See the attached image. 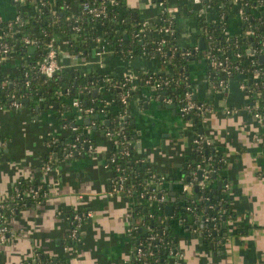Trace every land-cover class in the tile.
Returning a JSON list of instances; mask_svg holds the SVG:
<instances>
[{
	"label": "crops",
	"instance_id": "1",
	"mask_svg": "<svg viewBox=\"0 0 264 264\" xmlns=\"http://www.w3.org/2000/svg\"><path fill=\"white\" fill-rule=\"evenodd\" d=\"M157 1L124 0V9H132L141 21L154 19L161 10ZM77 5L71 0V6ZM169 5L174 7L176 42L181 47L198 44L200 17L207 20L219 17V10L208 4L205 13L200 15L199 9L204 4L195 0H169ZM21 9L22 4L13 0H0L3 20L12 19ZM252 13L257 14L258 8ZM240 23V16L230 12L226 33L240 32ZM55 35L62 40L60 32ZM20 58H8L0 71L4 75L16 73ZM71 58L67 53L62 58L65 70H76L83 75L107 74L114 78L132 75L134 91L126 112L118 116L116 103L111 102L109 114H113L115 120L121 118L124 128L132 134L135 158L142 160L135 162L137 178L143 180L148 176L149 182L166 188L167 195L173 191L178 199L183 194L194 198V188L182 191V182H186V176L193 171L194 161L204 158L198 154L191 159L196 150L193 129L184 118L181 120L175 101H171L174 107L168 106L171 102L164 101L143 81L146 74H159L164 70L160 59L141 54L122 59L111 49L101 57H96L92 51L77 60ZM205 67L202 58L190 64L196 96L212 106L200 128L211 142L209 149L225 159L220 178H214L210 190L217 187L218 180L226 179L225 195L230 198L228 210L232 213L225 221V230L219 234L217 229V242L211 241L208 245L203 243L199 229L180 231L177 222L169 223L168 226L173 224L171 234L175 235L180 251L175 264H264V123L246 106L245 93L239 86L240 76L230 78L225 88H214L206 78ZM93 89V96H100V90ZM25 99L29 104L31 100L25 97L24 103ZM28 104L0 107V135L4 140L0 149V200L11 193L20 178L40 180L47 196L5 218L10 231L6 240L0 242V264H20L31 258L35 250L40 255L62 259L64 264H126L132 249L127 225L135 220L137 228L144 227L142 219L146 209L160 210L162 215L165 210L158 202L147 208V202H141L137 195L109 193L114 166L105 167L104 158L114 150V145L103 129L114 119L93 113L86 121L91 115L78 112L69 103L58 104V108L56 104L57 107H47L36 102L32 110ZM95 114L99 117H94ZM58 115L76 124L78 130L89 137L91 150L86 149L84 143L82 150L65 160L60 147L49 145L50 134L60 138L71 134L62 127ZM105 119H109L107 125ZM48 157L53 167L44 170L42 164ZM160 176L167 180L158 183ZM170 197L173 195H168V200ZM74 211L90 212L84 216L77 239L68 236L67 212Z\"/></svg>",
	"mask_w": 264,
	"mask_h": 264
},
{
	"label": "built area",
	"instance_id": "2",
	"mask_svg": "<svg viewBox=\"0 0 264 264\" xmlns=\"http://www.w3.org/2000/svg\"><path fill=\"white\" fill-rule=\"evenodd\" d=\"M15 2H20L19 4H25L28 1L27 0H13ZM34 2H37V5L39 6L40 1L39 0H33ZM197 2H202L204 6L199 9L200 15L205 13L208 0H195ZM264 1V0H262ZM42 2V1H41ZM116 2L115 0H99L98 2L95 0H84L79 4V8L81 9V12L84 14H87L91 18H101L105 17L108 12V5L110 6ZM159 6L161 7V10L159 14L153 19H146L142 20L140 22V27L138 31L136 32V36L139 38V44H138V54L144 55V56H156L160 59V56L166 57L165 50H163V44L168 41V36L175 35L176 37V23L175 19L172 15V11L174 10V7H171L169 4L168 6L165 5L164 0H158L157 1ZM235 4V8L232 10L233 12H236L237 15L240 16V19L245 18V14L243 11V5L242 3L237 2V0H233ZM36 5V7H37ZM209 5V4H208ZM205 7V8H204ZM215 9L219 10V6H214ZM259 7V6H257ZM164 10H167V12L170 13V17L165 19L162 18V12ZM232 11H229L232 12ZM220 15V14H219ZM257 19L262 22L264 21V10H261L259 13L255 14ZM200 19L207 20L206 18L200 17ZM6 21L2 30L0 31V64L8 57H10L9 51L11 49V46L9 45V42L5 39L7 35L10 36H16L17 40L25 44L26 46L35 48L39 45L40 39L37 37L36 32L32 29V32L35 34H32L29 31V33L26 34H20L21 30L20 28L23 25V21L21 20V16L19 13L15 14L14 17L10 20H3V18L0 16V22ZM77 21V19H75ZM259 22V23H260ZM74 28H77L76 25H74ZM97 29V26H95ZM202 31V29L200 28ZM200 31V32H201ZM45 32V31H44ZM57 32V31H56ZM245 32L247 33H253V28H246ZM63 37L62 40L57 39L55 32L52 35H48L46 42L44 43V46L41 48V51L39 53V57L36 58V60L30 64L29 69L25 71V75L33 74L34 75H42L46 79H53L57 74H59L60 71L65 70L63 67V61L62 58L68 54V56H71V59L77 60L81 58V56L88 53V55L93 53L96 55V57H101L104 52L109 51L110 49L115 53V50L111 47L108 40L103 36L102 34L98 35L94 43L92 44V47L90 51L83 50L81 48H76L74 52L69 51L66 47V35L63 32H60ZM239 33V32H238ZM45 34V33H44ZM146 38H154L151 39L152 41H155V51L151 52L149 51L146 46H144V42ZM157 41V42H156ZM177 44V42H176ZM178 45V44H177ZM261 49L264 47V38L260 42ZM179 46V45H178ZM63 47L66 48L63 49ZM181 47V46H180ZM171 50H174L173 47H168ZM183 50H185L186 54H191L192 50H189L187 46L182 47ZM153 49V50H154ZM131 50V49H129ZM193 50L198 51L199 46L198 44H195L193 47ZM116 54V53H115ZM256 54H263L262 50L255 48H252L251 46H247V54L246 57L241 59V53L235 52L233 57L235 59H238L239 62H242L243 64H246L249 66L248 71L244 69L243 67L240 68V63L234 64V67L236 69H239L236 76H240L239 79V86L242 88V90L245 93L246 96V106L253 112V114L264 123V90L257 89L258 87V79L261 76H264V59L261 62L259 57L258 60L256 59ZM117 55V54H116ZM264 55V54H263ZM120 57V55H117ZM135 55H132L131 57L127 58L130 59L134 57ZM122 58V57H120ZM204 59V57H199ZM197 58V59H199ZM230 56L225 55L223 59L221 58H215L212 57L210 64L212 68L219 69L222 73V77L218 79V81L214 84L212 80L208 81L210 82V85L214 88H225L229 79L233 77H224L226 74H228L231 70L229 63L227 61L229 60ZM264 58V57H263ZM125 59V58H122ZM241 59V60H240ZM164 60V59H162ZM162 60L160 59V62L162 63ZM206 63V61L204 60ZM31 70V71H30ZM154 73V72H153ZM153 73H148L143 78V81L145 84H147L151 91L155 92L157 95H161L164 101L171 102L175 101L178 104V108L180 111L181 116L185 119V121L190 125V116L196 115L199 116L201 119V122L203 124V121L205 120L207 113L212 111V106L209 104L206 100L198 101L195 100V95L192 94L191 91H185L182 96H173L174 93V85L172 84V79L160 78V73L158 76L154 77ZM94 74V73H93ZM96 74V73H95ZM100 79H96L94 81H91L92 85L90 86H83V89L79 92L80 95H75L70 99L69 104L73 106L78 112L83 114L91 115L93 113H103L104 115H109V111L111 108V102H115V98L119 100L120 103L124 105L122 112L118 111V116H122L126 111L127 105L132 99L133 91H134V83H133V77L129 74H123L120 77L114 78L112 76H109L107 74H100ZM6 82H11L7 78L3 79L1 81V85H4ZM25 85H29L28 81L25 82ZM192 87L194 88L193 82ZM252 87H255L256 89H252ZM93 88H97L100 90V96L98 97H91L90 102H88L87 99V89L88 91H92ZM168 88V91L166 90ZM116 91V94L114 93ZM162 92V93H161ZM169 92V93H168ZM83 94V95H82ZM13 97L14 94H11ZM28 99L33 98V95L31 93H25L24 95ZM86 98H84V97ZM131 97V98H130ZM43 99L44 98H38L37 103H41L43 105ZM86 101V105L83 103V101ZM11 107H20L23 106L22 102L19 99H13L10 103ZM47 106V105H46ZM52 105H48L47 107H51ZM231 111V110H227ZM234 111V109H233ZM117 116V117H118ZM189 117V118H187ZM118 126L117 127H105L103 129V132L106 136L112 140V145H114V150L110 152L108 155H105L104 158V166L105 167H113V175L110 179V188L109 193H119V192H125L126 194L131 196V193H133V187L132 184H134L135 178H137L136 171L131 170L130 171V178H133L134 181H132V184L128 183V174L125 172L124 168L119 165L118 162H116V154H128L129 151L127 149H120V144L122 141L119 139L120 134H124V123L121 121V118L117 119ZM62 127L66 130L70 131V135L66 136V139H68V142H62L57 143L58 139L60 138L56 134H50L48 139L49 145H57L60 147V153L63 159L66 160V158H70L74 155V153L79 152L82 150V144H87L86 149L91 150L92 144L90 143V139L87 135L82 136V132L78 130L76 124H71V122H65L62 124ZM202 127V125L200 126ZM199 127V129H200ZM192 128V127H191ZM199 129L193 128L194 136H193V143L195 144L196 150L199 152L198 154L203 155V159H211V156H204L206 148L209 146L210 140L203 134V132H200ZM130 141V140H129ZM4 140L2 136L0 135V149L3 144ZM81 144V148L79 149V145ZM223 162L225 161L224 158H222ZM135 162L138 163V161H142L140 158H135ZM53 167V161L50 157L44 160L42 164V168L44 170H50ZM111 167V168H112ZM198 169L201 170V178H198ZM212 167H202L199 163L195 165L193 168V171L188 176V179L185 180L186 182H182V191L186 192L189 188H193L195 185L198 187V191L196 192V196L194 198H186L188 202H185L184 209L185 211L190 212L189 214L193 215V221L188 222L186 225L188 230H197L199 229L198 233H201L204 238L211 237L209 240L210 242H217L216 234L214 235L213 232L217 231L219 229L220 223L223 222V209L218 211V213H211L209 211L204 210L205 200L209 199L208 195H203V193H207L210 191V187L214 185V178H211L212 175ZM140 179V178H139ZM146 179V181H144ZM142 181V190L137 195V198L141 200V202H147V208H150L151 205L156 204L159 201H162L164 198H166V188L162 186L159 187L154 182H149L148 176L140 179ZM165 176H160L158 178V183H162L166 181ZM221 198L225 197V190L228 187V182L226 179H221ZM144 181V182H143ZM138 182V181H136ZM19 181L17 180L14 183L13 190L9 195L4 197L2 200H0V242H4L8 236V233L10 231L7 223L5 222V218L9 216L10 214H13L15 210V203L16 198L25 200H32L35 203H39L40 196L44 195L47 196L46 190L41 194L40 188L42 186V183H38L37 185H29L25 189H20L19 187ZM146 183V184H145ZM150 184L149 187L147 185ZM163 185V184H162ZM191 190V189H189ZM161 192V195L157 197V193ZM12 201V203H10ZM220 206V205H219ZM218 206V207H219ZM90 212H80V211H74L71 215H67L70 223V231H69V237L71 239H77L78 237V230L83 224V219L85 215H89ZM146 214L148 217L153 216V211L150 209H146ZM168 216L166 214H163L162 219H166ZM185 220V218H184ZM142 223L144 225L145 219L143 217ZM206 223H210V226H204ZM137 228L136 223H130L127 225L126 231H128V234L131 235V233ZM141 230V228H139ZM166 229V226H165ZM165 233V230H161L160 232L155 233H147L146 238L149 239V244L151 241L157 239L158 243H164L163 234ZM217 233V232H216ZM146 234V233H145ZM213 237H215L213 239ZM154 245L157 243L153 242ZM165 245V244H164ZM177 245V244H176ZM174 244H169V246H166L167 250L165 253H167V256L163 262H160V264H175L177 261V258L180 255V251L177 248V246ZM153 255V250L147 249L146 246L142 245V242H138L134 246H132L131 249V257L126 262V264H153L148 258ZM45 260V261H44ZM51 260V258L43 259L42 255L39 254L38 251H34L31 258L28 260L22 261L20 264H49L48 261ZM158 263V262H157ZM53 264H59L58 262H53Z\"/></svg>",
	"mask_w": 264,
	"mask_h": 264
},
{
	"label": "trees",
	"instance_id": "3",
	"mask_svg": "<svg viewBox=\"0 0 264 264\" xmlns=\"http://www.w3.org/2000/svg\"><path fill=\"white\" fill-rule=\"evenodd\" d=\"M27 1V3L22 4L21 12H19L21 20L23 21V25L20 28V34H26L30 31L32 36V34H35L32 32L33 29L36 32L37 37L40 39V43L35 48V50L33 49L30 51L28 49L29 46H26L22 42L18 41L16 36L7 35L5 37L11 46L9 51L10 57H21V60H19L16 73L4 75L0 71V107H9L12 98L19 99L22 102V105H25V103L22 101L25 98L24 95L25 93H31L33 98L30 99L31 101H29V104L27 103L30 110L34 108L38 98L40 97L44 98L43 105L48 106L51 104V107H55L57 105L59 108L58 104H68L72 97L75 95H80L79 92L83 89V86H91V81L100 79L98 74L94 73L83 75L78 73L76 70H62L53 79H46L42 75H25V71L29 69L30 64H32L36 58L39 57V53L46 42L47 36L52 35L56 31L65 33L67 40L66 47L72 52H74L76 48L90 51L97 36L102 34L108 40L111 47L115 50V53L120 55V57L127 59L132 55L138 54L139 38L135 34L140 27L141 19L139 15L132 9H124V0H115L116 2L110 6L108 5V14L101 18H91L87 14L81 12L79 4L84 0H75L78 4L75 7L71 6V0H39V6L37 5V2H34L33 0ZM95 1L98 2L99 0ZM237 2L242 3L245 14V18L242 19L240 23L241 30L239 33L235 32L232 34H227L225 31L227 20L230 14L229 11H232L236 7L233 0H208L207 3L209 5L219 6L220 15L217 20H199V25L202 29L199 36L203 38L202 48H199L198 51H195L193 50L194 45L187 46V48L192 50V52L191 54H186L185 50L176 44L175 35L168 36V41L162 45L163 50H165L166 57L162 55L160 56L161 60L164 59L162 60V64L165 66L164 70H162L160 73V78H173L172 84L174 85L175 89L174 93L172 94L173 96L180 97L185 91H191L192 94L195 95V100H203L196 96L197 94L192 87V75L190 73V64L199 57H204V60L206 61L205 75L215 84L223 75L219 69L212 68L210 64L212 57L223 59L225 55L230 56L227 63H229L231 70L224 76L227 78L234 77L239 71V69L234 67V64H238L239 62L238 59L233 57L235 52L241 53L242 60L244 57H246L245 55L247 54V46H251L252 48L256 47L257 49L262 50L264 54V47L261 49L260 45L261 40L264 38V21L260 22L256 15H253L252 13L256 8L259 9V13L261 10H264V1L237 0ZM164 3L166 6H168L169 0H164ZM30 11L32 12L30 13ZM169 17L170 13L167 12V10H164L162 12V18L167 19ZM75 19H77V21H75ZM5 22L6 21L0 22V31L2 30L1 26L3 27ZM74 25H76L77 28H74ZM95 26H97V29ZM246 28H253L254 32L247 33L245 32ZM151 39L154 38H146L143 44L149 51L154 52V46L156 43ZM169 46L173 47L174 50L169 49ZM258 57L259 54H256L257 60ZM5 60L0 64V67L5 62ZM239 63L241 64L240 68L243 67L246 69V71H248V65L243 64L242 62ZM153 76H158V73H153ZM4 78H7L11 82H6L4 85H1V81ZM26 81H28L29 84L27 86L25 85ZM257 81V89L264 90V76H261ZM252 89L256 88L252 87ZM166 90L168 91V88ZM86 92L87 100L90 102L91 97H93V93L91 90L88 91V89ZM114 93L116 94V91ZM11 94H14V96L12 97ZM115 103L117 107V113L115 114H118V111L122 112L121 110L123 109L124 105L120 103L117 98H115ZM109 115L111 119H114L113 114ZM58 119L61 124L69 122L67 118L60 117V115H58ZM189 120L192 129H199V127L202 125L199 116L191 114ZM114 126H118V122L115 119L108 127ZM124 130H126V128H124ZM84 135L85 134L83 133L82 136ZM118 137L122 141L120 144V149H127L129 153H117L115 156L116 162H118L119 165L124 168L125 172L128 174V183L132 184L131 182L134 181V179L130 178V171L137 168V163L134 161L135 145L133 142H131L132 134L126 130L124 131V134H120ZM68 141L69 140L66 138H59L57 143ZM80 148L81 144L79 145V149ZM198 153L199 152L197 150H193V154L195 156L191 159H194ZM204 156H211V159H196L193 163L192 169L197 163H199L202 167H212L213 170L211 178L219 179V172L224 163L222 160V154H219L213 149H209L208 146ZM18 181L20 189H25L31 184L35 186L40 183V180L37 179L29 181L25 180L24 178H20ZM132 187L133 193H131V197H134L142 190V181L139 178H135ZM44 191L45 187L44 184H42L40 193L42 194ZM207 193L211 194L207 204L205 203L206 200L204 201L207 210L215 214L223 209L222 216L224 222H221L219 226V232L222 233V231L225 230V221L227 220L230 213H232L228 210L230 198L226 196L221 198V188L218 198L216 197L215 193H212V189ZM40 197V201H43L45 200L46 196L41 195ZM185 202L188 201L186 200ZM10 203H12V201ZM32 203L35 202L28 199L22 200L16 198L15 203H13V205H15V210L13 213H16L22 207L28 206ZM67 214L71 215L72 212H67ZM143 215L145 219V223L143 225L144 227L139 226L142 228V230L136 228L131 233V245L134 246L138 242H142V245L146 246V250H153V255L148 259L153 264H160V262H163L167 256V253H165L167 248L165 247L169 246V244L176 245L177 239L174 237L175 235L172 236L171 234V226L165 229V220H162L163 215L161 214L160 210H153V216L151 217L147 216L146 211L143 212ZM134 218L135 212H133V219ZM187 222L188 221L186 217L183 226L180 228L184 230V224H187ZM132 223L134 224L135 220L132 221ZM162 229L165 230V233L163 234L164 243L159 244L157 239H155L153 242L157 243L156 245H154L152 241L149 244V239L146 238L147 233L160 232ZM210 239L211 237L204 238L203 243L208 245L210 243ZM42 258H51V260L48 261L49 264H53V262L64 264L62 259L55 257L53 258L42 255Z\"/></svg>",
	"mask_w": 264,
	"mask_h": 264
},
{
	"label": "water",
	"instance_id": "4",
	"mask_svg": "<svg viewBox=\"0 0 264 264\" xmlns=\"http://www.w3.org/2000/svg\"><path fill=\"white\" fill-rule=\"evenodd\" d=\"M198 46H199V48H202V46H203V38L202 37H200L199 40H198ZM28 49L30 51H32L33 50V47H29ZM263 57H264V55L263 54H260L259 59H260L261 62L264 59ZM93 91H95V89H93ZM27 102L28 101L25 99V103L26 104H27ZM83 103L86 105V101L85 100L83 101ZM167 105L170 106V107H174L175 106V103L174 102H171V103H168ZM91 117L92 116L87 117V118H85V120L88 121L89 118H91ZM94 117H99V115L98 114H95ZM104 121H105L104 124H106V125L109 123V119H105ZM199 131L202 132V128H200ZM197 171H198V178H201V175H200L201 170L198 169ZM185 179L187 180L188 179V176H186ZM170 180H172V178ZM144 181H146V179H144ZM221 183H222V180H218L217 187L212 190V193L213 194L215 193L217 198L219 197L218 194H219V191H220V188H221ZM149 186H150V184L147 185V187H149ZM169 187L172 188V185L170 184ZM193 188H194V191H196V192L198 191L197 185H195ZM160 195H161V192H158L157 193V197H159ZM168 195H173V197H170V199L168 200ZM168 195L166 194V198H164L162 201H159L158 202V204L164 208L165 214L168 216L165 219L166 228H169L170 227L168 225L171 222L172 223H176L177 222L180 226H183L184 218H186V217H187V221L188 222H192L193 221V215L192 214H189L190 212L185 211V209H184L185 199L186 198L189 199V198H192V197H187L186 195L183 194L178 199V198H176L174 196L175 193L173 191L171 193H168ZM203 195L210 196L211 194L210 193H203ZM207 201L208 200L205 201L206 204H207ZM204 210L205 211L207 210L206 205L204 206ZM208 225L210 226V223H206V225H204V226H208ZM187 226L188 225L184 224V230L185 231L188 229ZM180 230H182V229H180ZM213 234L215 235L216 232L214 231ZM219 234H221V233H219ZM226 234H227V232L225 231L224 235H226ZM199 235H202V234L199 233ZM214 238L215 237H213V239Z\"/></svg>",
	"mask_w": 264,
	"mask_h": 264
},
{
	"label": "rangeland",
	"instance_id": "5",
	"mask_svg": "<svg viewBox=\"0 0 264 264\" xmlns=\"http://www.w3.org/2000/svg\"><path fill=\"white\" fill-rule=\"evenodd\" d=\"M183 117H181V120L183 121V119H182ZM181 231V230H180Z\"/></svg>",
	"mask_w": 264,
	"mask_h": 264
}]
</instances>
